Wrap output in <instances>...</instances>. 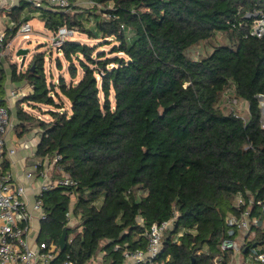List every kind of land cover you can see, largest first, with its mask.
Returning <instances> with one entry per match:
<instances>
[{
    "label": "trees",
    "instance_id": "trees-1",
    "mask_svg": "<svg viewBox=\"0 0 264 264\" xmlns=\"http://www.w3.org/2000/svg\"><path fill=\"white\" fill-rule=\"evenodd\" d=\"M89 1L96 6L88 13L43 16L49 31L68 26L100 41L68 40L61 47L70 82L64 76L48 81L45 53H37L26 71L11 64L14 81L33 88L16 103L18 136L42 129L37 156L54 163V180L68 175L73 182L43 192L48 218L38 240L59 245L68 227L57 263L88 264L101 253L103 264H125V251L146 249L154 223L177 215L164 239L167 264H213L229 238L227 217L240 213L237 199L246 201L243 209L252 198L264 201L257 99L264 95V36L250 34L254 18L246 17L264 13V0ZM26 6L13 9L17 25L6 43L28 21L20 20ZM218 35L224 44L214 43ZM202 43L208 53L192 57ZM106 45L110 51H100ZM4 82L0 70L1 94ZM231 85L236 98L249 104L248 119L222 110ZM25 102L51 107L52 120L29 113ZM69 214L83 226L75 237ZM253 215L264 217L257 202ZM257 232L264 236V229ZM205 249L208 255L201 253Z\"/></svg>",
    "mask_w": 264,
    "mask_h": 264
},
{
    "label": "built area",
    "instance_id": "built-area-1",
    "mask_svg": "<svg viewBox=\"0 0 264 264\" xmlns=\"http://www.w3.org/2000/svg\"><path fill=\"white\" fill-rule=\"evenodd\" d=\"M21 3L35 9L40 17H43L47 12H72L74 6L81 7V4H86L91 10L96 6L94 2L89 0H77L76 3L71 0H0V9L7 12L8 15ZM99 8L104 10L101 6ZM107 16L112 15L107 14ZM246 17L249 19L254 18L250 34L256 38H262L264 36V13L255 11L249 13ZM7 19L8 23H6ZM16 25V22L10 20L7 16L0 17V59L5 58L8 54H6V51L11 46L12 40L6 43V38L8 31ZM32 31L33 26L30 21H27L19 27L17 35L29 39ZM77 31L78 29L68 26L59 28L58 31L52 34V45L60 49ZM32 92V87L28 90L17 87L8 91L6 95L0 93V159L6 155L12 156L15 154L14 149H6L5 140L10 120V106L12 103H17L19 100L28 97ZM257 99L262 114L261 125L264 129V95H258ZM27 177L30 179H45V183L39 186L32 208L28 199L27 187L15 182L11 175L0 172V264H75L71 260L57 263L56 260L61 255L60 246L53 242H40L38 240L39 234L35 237L32 235L34 233L33 221L38 219L40 222H44L48 218L41 200L43 192L58 185L71 186L73 182L68 175H64L63 179L60 180L50 179L46 170H39L38 168L27 173ZM255 202L264 211V201H255L252 198L250 199L249 208L243 209L242 206L246 204V201L242 196L237 199V208L240 213L227 217V225L230 228L229 238L221 242L219 246L220 253L212 258L213 264H225L227 254H230L229 264H233V259L244 255L243 253L246 250L248 251V261L252 264H264V236L259 238L257 232L259 229H264V217L253 215V203ZM72 219L73 215L69 214V220L72 221ZM176 219L177 215L169 221L154 223L146 232L148 238L146 249L134 252L125 251V264H167L169 257L163 256L166 247L164 239L167 233L175 229ZM139 222L143 225L142 219ZM184 232L185 229L177 235L176 242L179 241V237ZM201 253L209 254L206 249Z\"/></svg>",
    "mask_w": 264,
    "mask_h": 264
},
{
    "label": "rangeland",
    "instance_id": "rangeland-1",
    "mask_svg": "<svg viewBox=\"0 0 264 264\" xmlns=\"http://www.w3.org/2000/svg\"><path fill=\"white\" fill-rule=\"evenodd\" d=\"M73 3H76L77 0H71ZM81 7L74 6L72 8L73 13H88L91 10V8L87 7L86 4H81ZM88 16V14H86ZM31 25L33 26V31L30 33L29 39H24L22 35H17L11 42V46L6 51L7 56L5 57L7 60H11L12 64H18L19 67L26 71L28 69V66L32 62L34 56L37 53H45V61H46V73L48 77L49 82L57 81L60 76H64L65 79L70 82V74L68 72V63L64 59L61 51L57 48H55L52 45L51 37H52V31H49L44 26L43 19L39 18H33L31 20ZM69 40L81 42V43H87L90 45H98L100 43L99 40L93 39L89 37L88 34L83 33L81 31H77V33L70 37ZM215 44H224V41L218 35L215 40ZM112 45H106L100 48V51L109 52ZM20 49H27L28 53L26 55L25 65L22 67V57L17 56V51ZM209 51V45L207 43H202L198 46H195L192 48L191 52L189 53L192 57L198 58L202 54H206ZM10 63V61H8ZM59 63L61 64V67L59 66ZM80 77H82V72L80 71ZM23 81H15L14 85L15 87L21 88L25 84H23ZM222 110L225 113H235L238 116L248 119L249 117V104L246 101L239 100L235 96V86L231 85V88L225 93L223 100L220 104ZM65 108L69 111L71 110V104L67 100L65 103ZM26 109V108H25ZM29 112L34 113L37 115L38 118H42L45 121H51L52 117L48 114V111L51 109L49 106H42L40 109L29 107L27 108ZM54 165V163H51ZM50 164V165H51ZM51 177L53 179L54 175L57 174V171L53 167V170L51 171ZM71 227V237L77 236L79 233L82 232L83 226L81 224L80 218H73L70 222ZM136 236V235H134ZM103 254H99L96 258L92 259L88 264H103Z\"/></svg>",
    "mask_w": 264,
    "mask_h": 264
},
{
    "label": "crops",
    "instance_id": "crops-1",
    "mask_svg": "<svg viewBox=\"0 0 264 264\" xmlns=\"http://www.w3.org/2000/svg\"><path fill=\"white\" fill-rule=\"evenodd\" d=\"M6 13L7 12L1 10L0 17L7 16L10 20H14L11 16L13 11L11 14L8 15ZM33 18H39L41 20L43 19V17L37 15L35 9L27 5L21 13L20 20L23 21L25 19H28V21H30L31 23V20ZM6 23H8V19ZM8 61H10V63H8ZM11 64H12L11 60H7L6 58L0 59V70H3L5 73V82L3 85V93H2L3 95H6L8 91H10L11 89L17 88L14 85L15 81L13 78ZM18 69L19 72L23 71L19 67V65H18ZM23 82H24L23 84L25 85L21 88L28 90L31 87V85L27 81H23ZM24 106L27 111H28L27 108L31 107V105L27 102H25ZM40 119L42 118L40 117ZM19 124L20 121L17 116L16 103H12L10 106V120H9L8 130L5 135V140H6V149L7 150L14 149L15 154L12 156L6 155L2 159H0V172L2 174L11 175L15 182H17L18 184H23L27 187L28 199L30 202V207L32 208V204L34 202V198L38 193L39 186L42 183H45V179L43 178L30 179L27 177V173L33 172L35 168H38L39 170H46L48 172V177L52 179L50 175L52 173L51 171L53 170L54 165H52L51 163H50L51 165L48 164L47 161H43L41 158L37 156L38 143L42 138V129H40L39 127L34 128L33 130L26 133L22 137H19L17 131V127ZM4 163H7L8 165H3ZM41 226H42V222H40L38 219H35L33 221V227H34V233H32L33 237L40 234L39 231L41 230ZM243 254L244 255L237 256L235 259H233L232 263L252 264L250 261H248L247 258L248 251L247 250L244 251ZM227 264H229V262Z\"/></svg>",
    "mask_w": 264,
    "mask_h": 264
},
{
    "label": "water",
    "instance_id": "water-1",
    "mask_svg": "<svg viewBox=\"0 0 264 264\" xmlns=\"http://www.w3.org/2000/svg\"><path fill=\"white\" fill-rule=\"evenodd\" d=\"M61 50V48L59 49ZM28 53L27 49H20L17 51V56H21L22 57V63L21 66L23 67L25 64V60H26V55ZM67 237H68V227H65L63 229V233L61 235V238L59 240V246H60V250L61 252L66 250L67 247ZM192 264H195V259L193 260Z\"/></svg>",
    "mask_w": 264,
    "mask_h": 264
}]
</instances>
